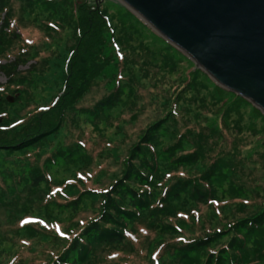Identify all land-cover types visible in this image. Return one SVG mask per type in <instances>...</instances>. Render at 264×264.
Masks as SVG:
<instances>
[{
    "label": "trees",
    "instance_id": "trees-1",
    "mask_svg": "<svg viewBox=\"0 0 264 264\" xmlns=\"http://www.w3.org/2000/svg\"><path fill=\"white\" fill-rule=\"evenodd\" d=\"M13 2L36 30L38 38L33 42L21 39L19 30L30 26H23L20 18L16 20L9 12L8 6ZM0 14V61L4 63L0 64V71L7 79L0 95L13 91L18 94V79L35 73L37 63L45 69L50 63L58 62L60 66L59 84L50 95L49 104L33 105L35 108L30 109L28 105L22 110L27 102L17 101L18 108L11 110L9 107L13 105L0 100V163L1 157H6L9 164L0 168V221L5 218L1 212L4 199H11L15 190L28 187L34 193L39 186L49 185L47 166L54 165L55 160H70V154L84 149L83 142H75L58 149L53 159H45L38 165L44 153L43 144L55 138L67 123H74L75 115L84 118V124L89 127L93 120L96 123L103 117L108 120L116 106L124 105L123 96L129 98L133 90H144L151 101V94H155L163 102L160 118L150 123L128 148L119 164V175L99 174L102 167L97 164L98 170L92 178H87L93 183L103 177L107 183L111 177L110 184L89 188L77 180L62 189L60 195L68 202L72 214L77 207H86L80 206L83 200L89 201L90 215L79 221L76 231L65 236L59 222L15 218L16 227L10 234L25 236V241L21 240L14 251L12 238L0 233V264H152L155 255L157 264H264V196L255 192L257 198L246 197L251 190L245 188L244 194V186L233 181L239 161H227L230 155L219 147L212 152L220 139L221 128L229 124L236 133L241 130L236 119L228 120L230 115L241 118L248 111L250 118L259 120L261 128L249 136L248 151L261 150L263 156L264 116L256 108L213 84L188 58L114 0H0ZM34 59L40 60L27 70L17 71L19 66ZM16 82L18 87L13 90ZM101 84L107 92L91 107H81L91 90ZM198 89L206 92L213 106L205 104L203 99L188 104L193 102L189 97L187 109L181 111L186 114L190 112L189 106H193L190 115L198 121L202 111L197 108L204 112L207 106L214 107L213 116H218L220 127L214 120H208L205 132L185 126L182 133L175 134L174 129L169 130L172 125L167 124L178 116L182 97ZM117 117L126 121L122 115ZM92 125L96 130L95 124ZM164 132L169 136L167 140L174 142L156 152ZM230 145L232 152L234 143ZM205 160L208 165L204 164ZM170 168L191 169L196 177L190 179L180 170L168 172ZM171 177L177 179L172 181ZM222 186L225 190L218 191ZM260 193L264 195V191ZM217 195L230 198L218 199ZM45 201L55 202L51 197ZM199 205L209 208L208 214L199 216ZM226 213L239 216L220 223L217 219L223 218L225 222L229 218ZM208 218L211 221L216 218L221 227L213 229V224L210 222L209 226L205 221ZM22 223L33 224H28V228ZM191 225L201 229L205 225L206 234L192 239L184 237L182 229L186 231ZM47 226L59 238L55 234L56 239L52 238ZM45 234L52 237H39ZM166 235L171 238L162 243ZM223 237H227L226 243L216 250L214 243ZM5 242L12 250L7 253L8 259L1 250ZM41 244L47 247L41 251L42 258L23 259L25 250L35 255ZM159 247L163 251L158 255ZM167 248H171L172 258L162 260Z\"/></svg>",
    "mask_w": 264,
    "mask_h": 264
},
{
    "label": "rangeland",
    "instance_id": "rangeland-1",
    "mask_svg": "<svg viewBox=\"0 0 264 264\" xmlns=\"http://www.w3.org/2000/svg\"><path fill=\"white\" fill-rule=\"evenodd\" d=\"M8 10L16 20L20 18L23 26H30V23L28 22L29 17H27L25 13H21L19 11L17 3L13 2L10 6H8ZM1 16L2 14H0V17ZM21 29L22 31L19 30L21 39L30 40L29 42H33L38 38L36 30L31 26ZM9 60H11V57L9 58ZM39 60L40 59H34L28 61L24 65L19 66L17 68V71L27 70L29 68V65H33ZM58 60L59 59L56 58V61ZM57 63H50L48 65V69H45L43 66L40 65V63H37L35 65V73L25 74L22 76L20 75L21 77L18 79V84L20 87H18L17 82L13 84V90H16L15 88L18 87L19 93L15 94V91H13L12 93L8 92V94L5 95L1 94L2 97H0V100L4 99L2 102H4L8 106L13 105L12 107H9L11 110L18 108V104L15 103L17 101L27 102L23 107H21L22 110H24V108L28 105L30 106H28L27 108L30 109L35 108V106L49 104L50 95L55 91V88L59 84V80H57V71L60 66L58 67ZM0 64H4L3 61H0ZM13 80H15V78ZM6 82L7 79L5 75L0 71V93L3 90V86L6 84ZM8 90L9 89H6L5 91L7 92ZM164 90H166V88H164ZM106 92L107 91L105 90L103 84L98 85L96 88L92 89L91 92L86 96L84 101L81 103V107H91ZM154 95L155 94H151L152 101L150 100V97H148V93L144 92V90H133L132 96H130L129 98L124 95L122 98L124 105L121 107L116 106L110 113V118L108 120H105L106 118L103 117L99 121H97V123L95 122V120L92 121L91 124H95V126L97 127L96 130L93 129V125L91 126L90 124L89 127L84 124V118L79 115H75L74 118L76 121L74 123H67L65 127L59 131L55 138L53 137L49 141H46L45 145L43 144L42 147H44V153L42 159L38 161L39 166L42 165V162L45 159L48 161L50 159H53V154L56 153L58 149L67 148L70 145H74L73 143L75 142H83L84 149H82L81 152L78 151L76 153L70 154V160H64L60 162L55 160L54 165L49 164L47 166L48 173L46 174V176L48 178L49 185L39 186L34 193L28 190V187H25L22 190H15L13 193H11V199H4L5 206L1 210V212L4 214L5 218L0 221V223H2L0 224V233L5 235L7 239L12 238L11 245L14 247V251L18 246H20L21 240L25 241V236L19 237L18 235L13 236L10 234V232L13 231V227H16V222L14 223L15 218L22 217L24 219L28 217H34L35 221H37L38 218L41 220H44L46 218L49 220H53L54 222H59L61 223L60 226H62V229L65 232V236L67 234L70 235L72 231H76L78 229L79 221L86 220L87 216L90 215V207L88 208L87 206L89 204V201L83 200L80 206L86 207H77L76 212L72 214L68 209V202H65L66 200L63 199L60 195L62 189L67 187V183L74 182L77 180L82 182L84 187L89 188L95 187V185H98L101 188L105 184H110L112 180L111 177L107 181V183L106 180L103 179V177H101L99 181L93 183H91V179H87L89 176H91L92 178L95 172L98 170L95 168V165L97 164L102 167L99 171V174L107 172L106 175H109L111 173H113L112 175H114L115 177L119 175V164L122 162L121 160L124 159L125 155L127 154L128 148L133 143H136L139 134H141L145 130V128L150 125V123L159 119L162 114L163 102L160 98H155ZM189 97L193 99V102H189L188 104L193 105L195 100L198 101L200 99H203L205 101V104L210 106L212 105L207 98L206 92L203 90L198 89L195 90L192 94L185 95L179 102L180 106L178 105V116L172 118L173 122H169L167 124V126H169V124L172 125V127L169 126V130L174 129L175 134L182 133L184 131L185 126H192L196 129V132L200 130L205 132V125H207L208 120H214L215 124L220 127L217 118L218 116H213V113L216 109L214 107L209 108L207 106V109H205L204 112L203 110L197 108V110L202 111L200 113V120L198 121H196V119L190 115L192 113V110L194 111L193 106H189L190 112L186 114L181 111L184 109V107L187 109L186 99H188ZM2 107L4 109V107L7 106ZM247 112L248 111H244V113L241 112V118H238L234 115H230L228 120L232 118L236 119L237 122H239V126H241V130L236 133L235 127L232 128L229 124L227 126H224V128H221L220 131H218L220 134V139L217 140V143L213 147L212 152L214 151V149L219 147V150H221L225 154L230 155L226 159L227 161H233L234 159L239 161V164L236 168V179H234L233 181L236 184L244 186V194L245 188L251 190L249 193L246 194V197L252 199L257 198L256 196H254L255 192L258 196H264L260 193V191H264V155L262 156L259 153L261 152V150L254 152L248 151L250 148V139H248L249 136L254 133L255 130L261 128L259 120L250 118ZM117 115H122V119H126V121L120 120ZM131 117H133V119L130 120ZM116 123L117 127H115ZM161 137V144L155 150L156 152L160 148L163 149L165 146H168L174 142V140H167L169 136L165 132L164 135H162ZM231 143H234L232 152L230 145ZM1 158V162L3 164L0 163V168L2 169L4 166H9L6 157ZM204 164H207L206 160L204 161ZM177 170H180V172H184L185 175L190 179L196 177L195 172L191 169L183 170L180 168H170L168 172H175ZM73 171H75V174L73 173ZM99 174L95 177L96 179L99 178ZM76 175H78V177H76ZM159 175L161 176L162 174ZM171 179L172 181H174L177 178L171 177ZM217 190L224 191L225 186H222ZM47 194L49 197L52 198V200L54 199L55 202L47 203L45 201L47 200V198H49ZM217 198L226 199L230 197H223L217 195ZM58 206L60 207L58 208ZM93 207H97V204H93ZM197 209H199L198 215L201 217L205 214H208V211L210 210L205 205H199ZM79 211L83 213H79ZM230 214L232 215V217H230ZM226 216H228L229 218L226 219L225 222L223 218L217 220L220 223H227L229 222L230 218H235L239 215L235 213H226ZM0 218H2L1 213ZM53 218H55V220ZM22 220H20L19 223H21ZM217 220L216 218H214V221H211V219L205 221L207 222V224H209V226L211 222L213 224V229L215 228V230H217V227H221V224L217 222ZM28 224L33 223H22L21 225H23L24 227H28ZM47 227L49 228L48 230L52 232L51 235L53 237L50 234H45L39 236L41 239H43L45 236H51L52 238L56 239L54 237V234L57 238H59V235L52 227ZM204 228L205 225L203 226V229ZM52 229L54 230V232ZM203 229H201L198 225H191L187 227L186 231L185 228H183L181 234H183V236L187 237L188 239H192L206 234L205 229ZM190 230L191 232L188 234L187 232ZM22 231L24 232V230ZM150 231L154 232L157 230H155L154 228H150ZM38 232H40L39 229ZM169 238L171 237L166 235L161 242L167 243L169 242ZM226 241L227 237H223L219 241L217 240L214 243V248L216 250H219L220 246L226 243ZM143 246H145V243H143ZM10 247L11 246L8 242L1 244V250L3 249V252L5 254L4 256L6 259H8V257L10 256H7V253L12 251ZM45 248H47L45 244L39 245L37 250L35 251V255L32 252L27 253V250H25V257L23 259L42 258L43 254L41 251ZM162 251L159 247L158 255ZM153 253L151 254V256L153 255ZM157 258V255H155V257L152 256V264H157ZM171 258V248L165 249L162 260H169Z\"/></svg>",
    "mask_w": 264,
    "mask_h": 264
},
{
    "label": "water",
    "instance_id": "water-1",
    "mask_svg": "<svg viewBox=\"0 0 264 264\" xmlns=\"http://www.w3.org/2000/svg\"><path fill=\"white\" fill-rule=\"evenodd\" d=\"M264 116V0H114Z\"/></svg>",
    "mask_w": 264,
    "mask_h": 264
}]
</instances>
